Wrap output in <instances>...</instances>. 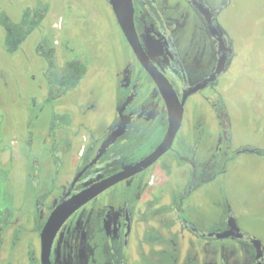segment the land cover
<instances>
[{
	"label": "rangeland",
	"instance_id": "rangeland-1",
	"mask_svg": "<svg viewBox=\"0 0 264 264\" xmlns=\"http://www.w3.org/2000/svg\"><path fill=\"white\" fill-rule=\"evenodd\" d=\"M155 1L167 5L163 16L177 24L183 12L177 47L194 73L204 71L211 39L199 15L186 0ZM205 2L224 3L217 23L232 50L226 70L213 89L208 85L188 95L170 150L63 223L65 235L85 240H77L71 251L72 241H63L59 231L52 264H120L121 259L124 264H251L247 239L208 235L224 231L230 217L244 237L260 240L264 259V0ZM109 5V0H0V264H39L35 238L46 208L83 165L77 160L89 136L99 140L112 129L115 108L133 78L139 86L132 107L146 104L147 109L110 146L111 158H119L108 170L138 162L159 141L164 106L131 60ZM6 22L19 31H8ZM142 42L147 49V39ZM158 47L148 51L156 62ZM72 60L81 64L82 74L69 72ZM84 156L86 161L89 150ZM191 159L199 175L210 180L202 191L187 185ZM102 167L106 170L107 162ZM152 170L164 178L168 197L136 199L142 191L136 178ZM124 198H132L137 221L125 248L116 242Z\"/></svg>",
	"mask_w": 264,
	"mask_h": 264
},
{
	"label": "flooded vegetation",
	"instance_id": "flooded-vegetation-1",
	"mask_svg": "<svg viewBox=\"0 0 264 264\" xmlns=\"http://www.w3.org/2000/svg\"><path fill=\"white\" fill-rule=\"evenodd\" d=\"M186 1L188 2L189 8H192V10H194V12H196L199 15V17L201 18V20L203 22L204 29L207 31V34L211 39V41H209L210 42L209 49L211 50L210 62H209L210 64L208 66H206L207 68H205L204 71H200V73H194V71H192L190 69L191 67H190L189 63L186 64V61H184V59H183V57H182V55H181V53L177 47L178 46V43H177L178 38L180 39L182 37V32H180V30H178V29L182 28V26L184 25L185 15L184 14L181 15L183 12L179 13L181 16V22L179 24H177L175 22V19H173L169 16L168 17L163 16V12L167 10V5L159 4L155 0H131L132 22H133L139 43L141 45L142 51L145 54V56L147 57V59L150 61L151 65L154 66V68H156V70L167 79L168 83L171 84V86L174 89L179 100H181L183 94L186 91H188L190 88H193L197 85L199 86L204 82H206V84L200 89L206 88L208 85L212 86L211 87L212 89H213V87H216L217 77L221 74V72L218 74H215L214 78L211 81H210V76H212L211 74H214L216 72L221 60L222 61L224 60V65H223L224 69L222 70V72L225 71L227 59L232 54L230 42H229L228 38L225 37V35L223 34V31H222V28H220V26L217 23V16L220 14V11L223 8L224 3H218V4H215L213 6H210L209 4H207L205 2V0H186ZM109 6H110V10L112 11L111 5H109ZM175 31L177 34L174 33ZM175 36L177 38H175ZM143 38H146L148 41L149 46H147V49L143 46V42H142ZM192 39H193V35H192V38H189V41H192ZM220 39L222 40V42H220ZM189 41H187V43ZM125 43L130 50L131 60H134V63L136 64L137 68H141L142 72L146 75V77L149 78V82L155 88V91L158 94L162 105L164 106V112H165L164 125H163V128L161 130V135H160L159 141L153 147V150H154L157 147V145H159V143L162 141V139L165 136V133L167 131V128H168L166 103H165L164 98L162 97L161 92H160L157 84L155 83L153 77L146 70V67L140 63L138 57L135 55V53L133 52V50L130 48V46L127 44L126 41H125ZM154 45L159 46L157 49L154 50V51H156V50L159 51L160 55L158 57L159 58L158 62L154 61L150 57V54H149L151 47H153ZM73 62H74V60H72V62H69L68 65L70 63H73ZM68 65H67V68L69 69ZM151 65L148 68H152ZM69 72H71L70 69H69ZM125 81H129L127 76H125ZM131 85H132V87H129L127 92H126L127 93L126 97H123L122 99H120L119 100L120 104L118 105V107L116 106V108H115L116 119H115V123L111 127H113L114 125H116L118 123V121H119L118 108L121 107L124 103H125V106H124L123 114L127 116V118H126L127 123H126L125 130L116 139V141L129 130L130 125H131L132 121L134 120V118H136V116H138L141 112H144L145 109H147L146 104H143L142 106L138 105L136 107H132L133 102L137 99L136 96H137V87L139 86V80L137 78H133L131 81ZM200 89H198V90H200ZM198 90H196V91H198ZM193 93H190V94H193ZM190 94H188V95H190ZM188 95L186 96L184 104H183V114L185 112L184 106H185V102H186ZM181 123H182V120H181ZM218 125H219V123H218ZM180 126H181V124H180ZM180 126H179V128H180ZM179 128H178V130H179ZM110 130H111V128H109L107 130V132L105 133V136L108 134V132ZM105 136H103L101 139L99 138V140L94 138V137L89 136V139H88L89 144L87 145L85 150L83 149L82 154H80V157L77 160V162L82 161L83 165H81L78 169L75 170V172L73 173V175L70 179V182H69L68 186L66 187V189L64 190V187H62V190L60 191V193H58L56 195V200L53 203L54 205H51L50 208H46V209H48V211H47L45 217L41 219L40 228H39L38 232L36 233V238H35V240L37 239V243H38V247H39V264H41V262H40V233H41L45 223L47 222L49 215L54 210V208L63 199H66V198L78 193L79 191L86 189L91 184L97 183V181L102 180L106 177L108 178L109 176H111L115 173H118V172L122 171V169H125L126 167L129 166L128 165V166H125L123 168H121V167L116 168L113 171L108 170L111 162H113V161L117 160V158H119L118 155H115L114 157L111 158L112 153H110V151H109L110 146H112V144H114L116 142L115 141L114 143H112L106 147L105 153L102 156H100L99 159H97L94 163H92L91 166H88L87 169L81 173V171L85 168L86 164H89V162L91 163L92 160L95 158V155L97 154L98 148L100 147ZM174 139H175V137H174ZM173 143H174V140H173ZM173 143H172L171 147H173ZM171 147L168 150H170ZM88 150H89L90 156L85 161V160H83L84 157L86 156V155L84 156V154H86ZM153 150H151L150 152H152ZM168 150H166V151H168ZM162 154L159 157H161ZM145 156H147V154ZM145 156L138 159V161L142 160ZM158 158L156 160H158ZM192 161H193V162H191L192 166L191 165L189 166L190 169L192 170V175H193L192 180H191L190 184H188V181H186V182H187V185L189 186L190 189H194L195 187H198V189L200 191H202L203 190V183L207 184V183H209L210 180H208L206 177H203L202 175H199L201 172H199L198 169L196 168V161L195 160H192ZM106 162H107V169L103 170V167L101 169L102 164H104ZM132 163L133 164L137 163V160L132 162ZM132 163L130 165H132ZM153 163H151L149 166H147L142 171H139L133 175H130L129 177H126L125 179L119 180L117 183L124 181V180H127V179H130V177L133 178V177L139 175L140 173L146 171L147 168L150 167ZM172 164H173L172 162H169V163H167V166L171 165V168H174L176 165L173 166ZM159 167L161 168V166H159ZM162 167H163V169H165V166H162ZM187 167H185V168H187ZM205 169L206 168H204V171H205ZM166 172L169 173V171H167V170H166ZM77 174H78V176H77ZM197 176H198V178H197ZM75 177H76V179L74 181ZM162 178L163 177H160L156 172L154 173V170L150 171L146 176H143L142 178L137 177L135 180V185L137 186V188H139L142 191L140 193L136 194V199H141V198L150 199L151 196L153 195V197H154L153 200L155 202H160V201L165 199V196L168 197V191H166L167 185H166V182H164V178L163 179ZM203 178H206V179H203ZM53 183L56 186L58 185L54 181H53ZM117 183H115V184H117ZM115 184L109 185L105 189L101 190V192L96 194L93 198H91L85 204H83L82 206L77 208L71 215H69L65 219V221L68 220L73 214H76V212H78V210H81L82 207H84L86 204H88V202H90L92 199L97 197L99 194H102L103 192H106V191L108 192L109 189L112 186H114ZM160 191H162V193H160ZM131 202H132V198H130V199L124 198L121 201L122 206L120 208H118L119 213L117 216V223H116L117 228H118V237H117L116 242L124 248L127 247L129 240H130L131 233L133 231L132 229L134 226L136 227V224H137V221L135 219L134 203L131 204ZM226 219H224V223H225V226H224L225 229L224 230L228 229V219L227 220ZM63 223L56 230V233L52 239L50 254H51V251L53 249V244L55 242L56 243L54 245V249L55 248L59 249L58 242H60V240L55 239V237L59 231L61 233H63V235H64L63 241H67L68 239H70L72 241V245L69 247V250L71 249V251H72V249H74V247L77 246V242H78L77 240H79V242H82L85 240L82 238V236L80 238H78L76 233H72V232L67 233L66 232V235H65L64 234L65 232H63V229L61 230V226L63 225ZM181 225H184L185 228H189L190 230L195 231V233L200 234L195 229L194 226H192L186 222H184ZM208 233H210V232H208ZM211 233H217V232H211ZM241 238L247 239L248 242L253 247V245L251 243V238H252L251 235L247 236V237L243 236ZM253 238H255V237L253 236ZM108 241H109V239H107V242ZM171 247H174V246H170V248ZM262 252H263V250H262ZM49 260H50V264H52L51 263V257H49ZM258 262H260V264H264V259H263V256L258 260L255 258V250L253 247V252L251 255V262L250 263L251 264H257ZM120 264H124V259H121Z\"/></svg>",
	"mask_w": 264,
	"mask_h": 264
},
{
	"label": "water",
	"instance_id": "water-1",
	"mask_svg": "<svg viewBox=\"0 0 264 264\" xmlns=\"http://www.w3.org/2000/svg\"><path fill=\"white\" fill-rule=\"evenodd\" d=\"M111 5L113 14L116 18L118 26L122 31L127 43L129 44L130 48L133 50L135 55L138 57L140 63L146 67V70L149 74L153 77L155 83L157 84L162 97L166 103V110H167V118H168V128L163 137L162 141L159 145L147 156H145L142 160L129 165L122 171L115 173L108 178H104L102 180L97 181V183L91 184L86 189L79 191L78 193L63 199L51 212L49 215L47 222L45 223L41 233H40V262L41 264H50V249L52 239L56 233V230L59 226L65 221V219L71 215L77 208L85 204L91 198H93L96 194L101 192V190L105 189L109 185H113L117 183L119 180L125 179L130 175H133L139 171H142L151 163H153L163 152L168 150L174 140V137L178 131V128L181 124L182 116H183V104L185 98L188 94L195 92L196 90L202 88L206 82L202 83L201 85H197L193 88H190L186 91L181 100L178 99L174 89L172 88L171 84L168 83L167 79L161 75L154 66L151 65L150 61L147 59L145 54L142 51L141 45L139 43L133 22H132V5L131 0H109ZM220 42L222 40L220 39ZM152 68H148L149 66ZM224 65V60L220 62L218 69L214 74H211L210 81L214 78L215 74L222 72ZM125 103L118 108L119 112V121L116 125L112 127V129L108 132L104 140L102 141L100 147L98 148L97 154L92 162L86 164L85 168L81 171L84 172L88 166H91L100 156H102L105 151L106 147L110 144L114 143L116 139L124 132L126 123H127V116L123 114ZM78 176V174H77ZM76 177L74 178L75 181ZM72 184V183H71ZM209 236H215L217 238H226V237H236L241 238L243 237V233L239 230L235 220L230 217L228 219V229L217 232V233H208ZM251 243L255 250V258L258 260L263 256L262 247L260 240L256 238H251ZM260 261V260H259ZM257 264H260L258 262Z\"/></svg>",
	"mask_w": 264,
	"mask_h": 264
},
{
	"label": "trees",
	"instance_id": "trees-1",
	"mask_svg": "<svg viewBox=\"0 0 264 264\" xmlns=\"http://www.w3.org/2000/svg\"><path fill=\"white\" fill-rule=\"evenodd\" d=\"M5 26L8 28V31L10 29V32L13 31V33H14L15 31H19L18 30V27H14L9 22H6ZM20 31L23 32L24 30H20ZM7 38H10V37L7 36ZM77 65H78V67H77ZM68 66H69L70 71L72 70L73 72H75L76 76L82 74L83 71H84V69H83V67L81 66L80 63L73 62V63H70ZM67 81H68V79H65L64 78V80L62 81V83L64 85H66V82Z\"/></svg>",
	"mask_w": 264,
	"mask_h": 264
}]
</instances>
